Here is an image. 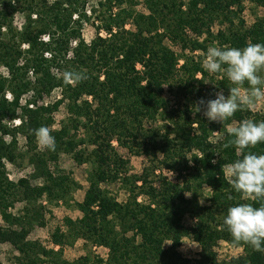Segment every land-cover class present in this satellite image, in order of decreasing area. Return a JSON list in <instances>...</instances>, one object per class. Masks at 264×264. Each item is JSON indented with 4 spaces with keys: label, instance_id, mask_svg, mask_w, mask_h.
Listing matches in <instances>:
<instances>
[{
    "label": "trees",
    "instance_id": "trees-1",
    "mask_svg": "<svg viewBox=\"0 0 264 264\" xmlns=\"http://www.w3.org/2000/svg\"><path fill=\"white\" fill-rule=\"evenodd\" d=\"M89 1L0 0V67L8 69L0 75V216L6 224L0 226V244L17 251L11 264H264V252L251 247L236 246L244 254L230 261H219L216 252L220 242L233 246L222 227L227 209L252 203L240 199L221 170L241 158L234 147L223 148L231 139L228 128L243 119L260 122L264 112L240 111L219 125L194 106L214 90L227 94L231 87L203 67L210 45L264 44V14L255 13L249 27L243 17L248 5L264 11V0H120L121 5L101 0L88 16ZM20 17L24 25L18 29ZM92 19L96 38L87 43L82 30ZM64 70H86L90 78L66 85ZM56 89L61 91L56 103L37 105L36 99ZM7 92L14 101L6 99ZM27 94L31 99L20 108V125L8 127ZM61 106L68 115L65 138L55 137L54 152H40L34 130L51 128ZM18 135L27 143L24 156L16 153ZM62 148L77 165L90 166L84 200L76 204L82 217L66 218L48 241L30 240L32 230L46 226L43 197L53 205L80 188L58 169ZM117 148L146 160L140 174ZM251 151L264 155V144ZM18 157L29 159L31 178L42 185L10 181L2 161L15 163ZM112 186L127 199L119 201ZM18 202L24 210L15 216L8 208ZM186 238L200 246L198 259L179 252ZM78 241L105 248L107 257L64 259L65 249Z\"/></svg>",
    "mask_w": 264,
    "mask_h": 264
},
{
    "label": "clouds",
    "instance_id": "clouds-1",
    "mask_svg": "<svg viewBox=\"0 0 264 264\" xmlns=\"http://www.w3.org/2000/svg\"><path fill=\"white\" fill-rule=\"evenodd\" d=\"M203 67L211 74H221L231 85L227 94L223 88H218L209 93L210 98L201 97L195 101L197 112L209 123L224 125L237 112L255 110L264 105V44L248 43L237 48L220 47L214 43L207 48ZM62 75L66 85H78L90 78L86 70H64ZM212 132L219 134L220 131ZM34 135L44 150H56L55 137L49 127L35 129ZM228 135L231 139L223 143V148L234 147L241 158L222 165L224 179L240 194L241 200L252 203L229 207L222 227L231 235L234 247L247 246L264 252V155L251 151L264 144V120L243 119L235 126H229ZM228 199L231 200L232 196Z\"/></svg>",
    "mask_w": 264,
    "mask_h": 264
},
{
    "label": "rangeland",
    "instance_id": "rangeland-1",
    "mask_svg": "<svg viewBox=\"0 0 264 264\" xmlns=\"http://www.w3.org/2000/svg\"><path fill=\"white\" fill-rule=\"evenodd\" d=\"M49 2H53L54 0H48ZM101 0H90L88 4L85 7V10L88 14V16H91L93 14V11L95 9H99L98 2ZM117 3L121 5V1L117 0ZM140 10H144V7H140ZM254 11V8L248 5L247 10L244 12L243 17L246 22V26H251L255 21V13H258L259 15H263L264 11L260 10L257 12ZM94 20L90 23H88L84 29L82 30V36L85 39L87 43H90L96 38V25L93 23ZM24 25V19L21 17L15 20L14 26L18 29H21V27ZM127 29H133L131 25L127 26ZM211 31L215 32L217 31L216 27H212ZM101 36H105V33H101ZM47 40V37H45ZM24 48L26 46H23ZM177 49V48H176ZM195 55H204L201 52H197ZM7 67L1 66L0 67V75L6 76L7 75ZM61 98V91L59 89H56L50 97H43L41 99H36V103L38 106L40 105H47L49 103H56ZM6 99L8 101H14L13 96L11 93H6ZM31 99V94L23 95L18 100V108L16 111V117L12 120L7 121L6 125L11 128L18 127L20 125V108L23 107L28 100ZM258 113L264 112V105L259 106L257 109L253 110ZM68 115L65 106H61L58 113L54 116V124L50 128L51 134L54 137L57 138H65V126L67 124ZM216 136H220L218 134H215ZM1 138V134H0ZM18 144H17V151L19 155H26L27 153V143L24 137L18 135ZM56 138V139H57ZM5 143L9 144L11 142V136L6 135L5 136ZM114 145L117 146V143H114ZM36 146L38 151L45 152L44 150L37 142L36 139ZM119 153L126 159L130 160V166L133 171V173L140 174L142 172V169L144 165L146 164V160L143 157H133L127 154V151L117 148ZM29 159L26 157H18L15 163L8 162L6 159L2 161L4 164V171L7 174V177L10 179V181L17 183L20 179H28L30 181V184L33 186L36 185H42V180H34L31 178V176L34 173V168L28 163ZM58 169L61 172H64L65 174H68L69 176L74 179L78 185H80L79 189H76L72 191L71 195L68 197L67 201H59L56 204H49L46 200V197H43L42 205L45 207L44 216L46 221V226L44 228H35L30 233L29 239L30 240H42V241H48L50 239V235L52 231L55 229L56 226H64V221L66 218H70L73 220L79 219L82 217V214L77 210L76 204L82 203L84 200L85 192L88 188V183L86 181L87 172L90 169L89 165H83L79 166L72 160V155L66 148H62L59 152V162H58ZM56 169V170H58ZM55 174V173H54ZM169 175V174H167ZM114 194H119V201H125L128 197V194L125 193L123 190L119 189L117 186L111 187ZM208 191V190H207ZM141 201V198L139 199ZM10 213L15 214V216H19L20 213L24 210V203L18 202L16 203L14 208H8ZM195 223L194 221L191 222L189 220V225ZM0 226L5 227L6 224L3 222L1 216H0ZM170 244L167 243L166 246H169ZM58 248H56L57 250ZM179 252L188 259H198V255L200 252V246L191 241L190 239H184L181 243V246L179 247ZM216 252L218 254V260L219 261H230L233 258H238L239 256L244 254V250L242 247H234L231 246L225 242H220L219 246L216 248ZM91 253L92 256H100L102 258L107 257L108 251L105 248L102 247H92V248H86L84 246L83 241H78L73 248H67L65 249L63 253V258L66 260H75L79 259L80 257H84L85 255H88ZM15 255H18L17 251L14 249V247L10 243L0 244V264H11V261Z\"/></svg>",
    "mask_w": 264,
    "mask_h": 264
}]
</instances>
